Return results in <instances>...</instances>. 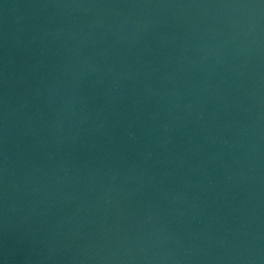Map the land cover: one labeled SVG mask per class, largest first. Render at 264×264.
I'll return each instance as SVG.
<instances>
[{"label": "water", "instance_id": "1", "mask_svg": "<svg viewBox=\"0 0 264 264\" xmlns=\"http://www.w3.org/2000/svg\"><path fill=\"white\" fill-rule=\"evenodd\" d=\"M0 264H264V0H0Z\"/></svg>", "mask_w": 264, "mask_h": 264}]
</instances>
